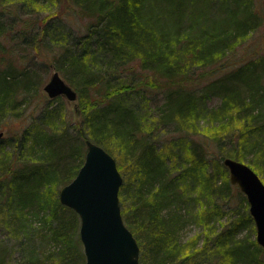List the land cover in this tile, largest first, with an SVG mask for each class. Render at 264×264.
Listing matches in <instances>:
<instances>
[{
  "label": "trees",
  "instance_id": "obj_1",
  "mask_svg": "<svg viewBox=\"0 0 264 264\" xmlns=\"http://www.w3.org/2000/svg\"><path fill=\"white\" fill-rule=\"evenodd\" d=\"M64 4L87 19L82 41L68 43L71 33L45 20ZM263 23L256 0H0V124L30 121L15 158L0 147V226L12 241L0 239V264H84L79 217L58 192L86 139L116 159L142 264H264L246 197L222 163L245 162L264 180V50L234 57ZM42 66L76 91L80 120L61 96L47 98ZM150 86L164 97L152 110ZM168 125L178 138L158 145L156 129ZM223 205L235 215L217 226ZM186 223L201 231L182 240Z\"/></svg>",
  "mask_w": 264,
  "mask_h": 264
},
{
  "label": "water",
  "instance_id": "obj_2",
  "mask_svg": "<svg viewBox=\"0 0 264 264\" xmlns=\"http://www.w3.org/2000/svg\"><path fill=\"white\" fill-rule=\"evenodd\" d=\"M49 98L64 97L75 102L76 91L58 71L53 70L42 85ZM3 132L0 131V137ZM84 160L75 176L58 192L60 203L79 216V238L84 264H142L140 248L124 223L119 203L123 182L116 160L99 144L86 139ZM231 184L242 192L255 227L256 242L264 248V181L245 162L222 159Z\"/></svg>",
  "mask_w": 264,
  "mask_h": 264
},
{
  "label": "rangeland",
  "instance_id": "obj_3",
  "mask_svg": "<svg viewBox=\"0 0 264 264\" xmlns=\"http://www.w3.org/2000/svg\"><path fill=\"white\" fill-rule=\"evenodd\" d=\"M256 2H257V8L259 9V11L264 12V0H256ZM65 6H66L65 4L62 5L61 10L58 13H56L55 11L50 12L49 14L46 13L47 16H46L45 20L46 21L47 20H53V21L57 20V22L63 26L64 30H66L67 32H70L71 34H70V38H69L68 43H72L73 41L80 40V39L82 41V39H83L82 37L85 36V34L87 33V31H86L87 19H81L80 17L74 15L73 11H71L70 9L65 10L63 8ZM55 9L56 8L52 7V10H55ZM44 15H45V13H41V14H39V17H42ZM53 16H54V18H53ZM55 16H57V17H55ZM263 24H259L254 30H252L253 33L250 34V37L248 38V40L243 45H241L237 50H235V52H236V55L234 56L235 58L242 57L243 55L245 57H251V55H253L254 52H262L264 50V25ZM32 51L34 54V50H32ZM37 58L45 60V62H46L45 57H43L41 55V53L35 54L34 62H35V64L37 62L38 66H39V61L35 60ZM231 58H233V57H231ZM35 64H33V65H35ZM37 65H35V66H37ZM38 68L39 67H37V69ZM39 71H40V77L42 78V80L45 83V81H47L50 74L52 73L53 69L49 66H48V68L42 66L39 68ZM137 72H140V69H137ZM145 94L149 98L148 104L146 106L150 110L154 109L157 106H160L164 101V97H163L162 92L161 91L158 92L156 89H154L151 86L146 89ZM47 98H48V96H47ZM55 98H51V99L48 98V99L52 100ZM61 98H62V101H64L65 106L68 108L67 111H68L69 118H71L73 121L80 120L81 112H80L79 103H78L77 99L75 102H72V101L68 102L64 97L61 96ZM46 100L44 99V101H46ZM40 102H42V101H40ZM217 103H218V98L216 96H211L210 99L207 100L208 106H214ZM35 114H37V112ZM29 123H30V121L25 120L24 117L16 118V119L12 120L11 125H9L10 126L9 129H7L8 131L6 129H4V125L2 123H1L2 125L0 124V130H2L4 132V135H5L4 136L5 139L2 142H0V147H3L2 151H5V152L11 154L10 156L11 157L13 156L12 159L15 158V155H13L15 152L13 150L15 149V151H17L16 149H20V140L22 138V131ZM171 128H172V126L168 125L167 128L156 129L154 136H155V141L157 142L158 145L163 144L165 141L169 140L170 138H175V137H176V139L178 138V134L174 133L171 130ZM198 136H200V135L194 136L193 134H189V135H187V138L189 140L193 141V143H195L197 145L199 142V138L202 140V137L198 138ZM234 203L236 204V208L243 209L242 206H239V203L237 202V200H234ZM229 209L230 208H228L226 205H223L222 210H223L224 214L215 221V224L217 226H220L221 224L226 223L227 219H229L230 216L235 215ZM78 223H80L79 219H78ZM78 229H79V224H78ZM6 231H7L6 228L0 226V239H3L5 242H12L6 236V233H5ZM200 231H201L200 226L193 224V223H186V225L180 231V237L182 240L192 239L195 236V234L200 232ZM246 232H247V229L243 228L239 231V234L241 236V235L246 234ZM78 235H79V232H78ZM254 237H255V231H254ZM198 241L199 242L202 241V236L199 238ZM40 248L41 249L45 248L44 254L46 256L49 255L50 251H53L52 244L46 243V242L45 243L43 242L40 245ZM81 249H82V253H83L82 243H81ZM14 250L16 252V253H14V256L19 257L20 252H22L21 249L14 247ZM83 260H85L84 253H83ZM43 261L44 262L41 264H53L54 263L52 259H44Z\"/></svg>",
  "mask_w": 264,
  "mask_h": 264
}]
</instances>
